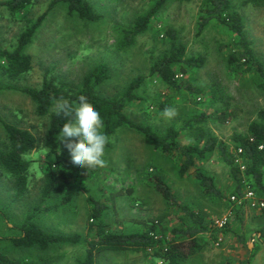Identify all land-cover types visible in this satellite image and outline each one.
Wrapping results in <instances>:
<instances>
[{
  "label": "rangeland",
  "instance_id": "374dc122",
  "mask_svg": "<svg viewBox=\"0 0 264 264\" xmlns=\"http://www.w3.org/2000/svg\"><path fill=\"white\" fill-rule=\"evenodd\" d=\"M0 0V48L14 50L21 34L39 16L49 10L53 0H33L24 11L12 12ZM102 14L100 21L79 19L68 13L67 5L56 4L47 14L25 53L33 58L32 69L19 79L7 76L0 61V115L8 123L30 130L38 138L39 147L26 155L33 160L28 192L15 197L14 182L0 170V237L21 234V224L35 205H42L38 224L48 231L63 234H88L90 196L105 202L109 208L106 221L117 231L138 230L151 218L169 213L165 224L179 225L180 209L171 208L148 183L149 173L162 172L182 203L194 209H204L213 226L220 230L203 235L204 247L184 264H264V209L249 203L234 204L231 197L243 195L249 184L258 199L264 200L253 181L245 178L241 190L230 167L219 152L199 162L204 171L214 176L223 199L205 196L198 188L194 167L187 175H179L183 161L180 152L165 154L154 147L142 133L121 127L111 136L112 143L105 149V165L95 178L84 186L76 187L74 199L60 205L61 198L53 196L41 201L42 164L55 160V155L44 148L49 126V115H40L25 88L40 89L44 77L65 80L79 86L83 77L95 64L108 62L112 78L98 88L103 96L116 94L134 77L148 75L138 90L139 100L128 105L126 113L136 123L150 125L159 134L170 126L180 129L182 145L193 142L185 121L200 113L209 118L208 128L235 154L234 135L245 134L251 121L258 119L264 110V89L257 78L249 73L235 71L227 64V54L233 35L222 25L212 22L198 33V20L202 0H170L154 18L150 29L137 37L136 43L126 50H118L116 40L121 27L132 24L135 18L151 9L157 0H89ZM235 9L244 17L246 32L253 41L255 54L264 62V4L254 5L247 0H232ZM174 27L179 40L186 46L187 56H203L202 67L179 73L202 90L199 95L187 89L169 90L159 79L149 76L153 59L169 48L165 36L168 27ZM163 104V106H162ZM166 107L177 114L172 119L163 116ZM225 112L229 120L220 122L216 116ZM77 142L60 138L61 152L71 157L67 143ZM8 138L0 123V147L6 148ZM48 206H58L46 209ZM241 209V218L236 210ZM228 217L220 225L217 221ZM228 227V228H227ZM224 229V230H223ZM217 236V239L214 238ZM240 236L244 238L240 240ZM0 250L15 258H28L37 264H77L85 255V244H62L47 251L15 248L8 241L0 242ZM152 253V252H151ZM97 264H166L161 258L131 251H107L100 255Z\"/></svg>",
  "mask_w": 264,
  "mask_h": 264
},
{
  "label": "trees",
  "instance_id": "16d2710c",
  "mask_svg": "<svg viewBox=\"0 0 264 264\" xmlns=\"http://www.w3.org/2000/svg\"><path fill=\"white\" fill-rule=\"evenodd\" d=\"M170 0H157L148 11L139 14L131 25L121 27L118 31L116 47L126 50L136 43L137 37L147 32L157 14ZM33 0H7L2 2L12 12L24 11ZM248 3L264 4V0H247ZM58 3L67 5L68 13L85 21L97 22L102 18L89 0H53L49 10L38 17L19 37L18 46L14 50L0 48V61L5 62L4 70L11 79H19L32 69L33 58L25 53V48L32 43L33 38L46 18L48 12ZM212 22L226 28L233 40L227 54V64L235 71L249 73L257 78L259 86L264 89V62L253 48V41L246 32L243 15L235 9L232 0H202L198 20V33H202ZM165 36L169 40V48L159 57L153 59L149 76L159 79L169 90L181 92L187 89L191 94L199 95L202 90L179 73L186 74L190 69L202 67L205 63L203 56H187L186 46L179 40L174 27H168ZM148 75H137L116 94L103 96L98 88L112 78V69L108 62L95 64L83 77L79 86H73L65 80L55 77H44L42 87L25 88L36 104L40 115H49L50 121L44 139V148L55 155V160L47 165L42 164L43 174L41 201L46 202L55 195L60 196V205H68L74 199L76 187L84 186L100 173L101 167H76L72 158L61 152L60 129L68 122L67 117L57 115L54 106L57 102L68 101L77 105L81 96L85 97L101 114L103 132L111 136L121 127L132 128L144 134L156 149L165 154L180 152L184 158L180 167L181 177L188 174L194 167L195 178L199 190L213 199H223L224 194L218 187L213 175L204 171L199 162L219 152L223 161L230 167L238 190L249 178L261 191L264 197V110L259 111L258 119L250 122L245 134L234 135L235 152L242 148V156L246 162L243 173L235 164V154L217 135L208 128L210 116L200 113L185 121L183 129L189 130L193 142L182 145L179 142L180 129L170 126L166 132L159 134L152 126L134 122L126 113L128 105L140 99L138 90L145 84ZM1 88V85H0ZM163 106V104H162ZM230 115L222 112L216 116L220 122L229 120ZM7 138V147H0V170L14 182L15 197H23L29 190L30 171L33 160L26 155L39 147L38 138L30 130L8 123L0 115ZM108 142L106 150L111 147ZM148 183L161 195L171 208L180 209L179 225L169 227L165 224L169 213L146 220L141 229L117 231L111 229L106 221L109 206L90 196L88 202V234L80 232L63 234L48 231L41 227L36 217L43 211L42 205H35L25 216L20 230L21 234L2 238L15 248L38 249L47 251L62 244H85V255L77 259V264H97L101 254L107 251H131L145 253L161 258L166 264H184L204 247L203 235L207 231L220 229L213 226L208 213L204 209H194L189 204L182 203L173 191L162 172L149 173ZM58 206H48L51 209ZM241 218V209L236 210ZM228 228V227H227ZM224 230V229H223ZM217 239V236H214ZM240 240L244 238L240 236ZM152 252V253H151ZM0 264H37L28 258H15L6 251L0 250Z\"/></svg>",
  "mask_w": 264,
  "mask_h": 264
},
{
  "label": "clouds",
  "instance_id": "9594fccd",
  "mask_svg": "<svg viewBox=\"0 0 264 264\" xmlns=\"http://www.w3.org/2000/svg\"><path fill=\"white\" fill-rule=\"evenodd\" d=\"M57 115L68 119L60 129V138L77 142L67 143L76 167L96 168L104 167L105 148L108 137L103 132V118L100 112L81 96L77 105L68 101L57 102L54 106ZM177 114L173 107H166L163 116L172 119Z\"/></svg>",
  "mask_w": 264,
  "mask_h": 264
},
{
  "label": "built area",
  "instance_id": "2783aa9c",
  "mask_svg": "<svg viewBox=\"0 0 264 264\" xmlns=\"http://www.w3.org/2000/svg\"><path fill=\"white\" fill-rule=\"evenodd\" d=\"M261 149L264 148V145L260 146ZM242 148H239L235 153V164L240 168V170L244 173L246 170V162L242 156ZM247 189L243 192V195H233L231 197L232 203L234 204H243L249 203L253 207L262 208L264 209V200L258 199L256 197L255 190L247 184ZM228 217L223 218L220 221H217L221 226L228 222Z\"/></svg>",
  "mask_w": 264,
  "mask_h": 264
}]
</instances>
